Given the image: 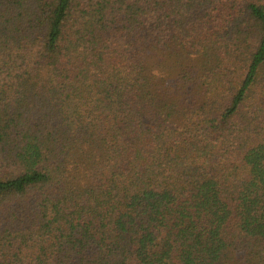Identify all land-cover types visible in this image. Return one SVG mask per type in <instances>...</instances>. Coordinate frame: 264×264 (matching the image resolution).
<instances>
[{"label": "trees", "instance_id": "obj_1", "mask_svg": "<svg viewBox=\"0 0 264 264\" xmlns=\"http://www.w3.org/2000/svg\"><path fill=\"white\" fill-rule=\"evenodd\" d=\"M0 264H264V0H0Z\"/></svg>", "mask_w": 264, "mask_h": 264}]
</instances>
